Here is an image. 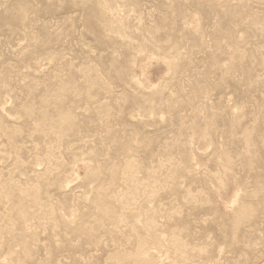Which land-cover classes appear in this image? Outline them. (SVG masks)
Listing matches in <instances>:
<instances>
[{
    "label": "rangeland",
    "instance_id": "rangeland-1",
    "mask_svg": "<svg viewBox=\"0 0 264 264\" xmlns=\"http://www.w3.org/2000/svg\"><path fill=\"white\" fill-rule=\"evenodd\" d=\"M0 264H264V0H0Z\"/></svg>",
    "mask_w": 264,
    "mask_h": 264
}]
</instances>
